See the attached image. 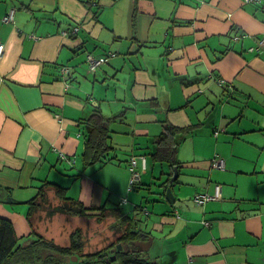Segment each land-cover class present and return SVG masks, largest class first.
I'll return each instance as SVG.
<instances>
[{"label": "crops", "instance_id": "1", "mask_svg": "<svg viewBox=\"0 0 264 264\" xmlns=\"http://www.w3.org/2000/svg\"><path fill=\"white\" fill-rule=\"evenodd\" d=\"M13 10L14 20L5 22ZM263 35L264 0H100L93 8L88 0H0V217L18 237L30 235L28 213L19 211L36 199L61 203L58 185L88 208L154 203L142 215L157 264H264V51H249ZM88 54L108 60L93 73ZM98 107L126 112L127 125L111 127L113 143L131 146L127 159L147 155L137 145L153 143L162 121L212 123L208 154L195 150L203 126L180 147L185 167L175 205L157 183L168 169L161 166L159 175L150 155L133 199L125 196L126 165L105 166L120 186L98 165L83 169L88 127L80 121ZM202 107L210 110L205 118ZM216 156L226 160L225 171L212 168ZM244 180L252 186L241 193ZM218 186L219 200L196 202Z\"/></svg>", "mask_w": 264, "mask_h": 264}, {"label": "trees", "instance_id": "2", "mask_svg": "<svg viewBox=\"0 0 264 264\" xmlns=\"http://www.w3.org/2000/svg\"><path fill=\"white\" fill-rule=\"evenodd\" d=\"M260 1L261 3L263 2V0ZM88 3L90 8H93L94 6L99 7L100 0H88ZM180 23L184 24V26L186 24H192L191 21L187 20L180 21ZM241 34L244 35V33ZM242 35H240L241 40L243 37ZM263 38L264 35L259 37L257 39L256 45L251 47L249 51L257 53L258 55L262 53L264 51V46H260V42ZM239 40L240 39L238 38L233 39L232 36V42L235 43ZM230 50L231 48H228L222 54L225 55L226 53L230 52ZM115 56L116 53H111L109 58ZM103 59H105L106 61L108 60L107 58ZM104 64L105 63H103L101 66H103ZM96 71L91 72L95 73ZM229 86L227 85L225 89L227 90ZM153 103H155L156 106L157 100L153 101ZM125 120V111L116 115H109L98 107L93 111L88 119H86L85 121H80V125H86L88 127L87 134H85L86 142L81 156L83 169H88L95 165H98L99 168L101 167L102 169H104L107 165L128 163L127 167L129 168L131 175L132 159L135 158L137 160L136 170L141 173V178L139 181L134 182L132 185L129 183V191L131 192L135 190L137 185H140L142 183L143 173L148 170L147 165L146 169L143 170V161L145 159L147 163V155H150L153 165L160 164L162 167L168 169V172L163 173L164 175H168V178L165 179V181H162L161 178H157V183H159L158 186L162 189V196L167 199V189L169 187L173 189L175 184L179 182V175L174 183L171 182L172 178L175 175V170L178 169L179 174L180 170L185 167L182 166V163L179 160L180 147L189 138L195 136V133H197V131L202 126L204 127V122L201 121L189 126L180 127L175 126L170 122L162 121L161 126L163 128V131L155 137L153 143L145 148L149 151L147 152L148 154L146 152L145 154L147 155L133 154L131 155V157L129 156L130 159L125 160L124 158L119 159L121 155H119L118 157V153L124 149L126 144L117 145L113 143V135L116 133V131L111 127L113 123L127 125V122ZM125 133L131 134V132L128 130ZM220 133L221 131L215 130L214 135L218 137ZM128 147L131 146L129 145ZM137 148L138 150H144V148H140L138 147V145ZM130 149L132 151V148ZM216 158L222 157L216 156L214 159ZM61 159L65 161H75L74 159H71L64 154H61ZM140 164H142V166H140ZM141 167L142 169H140ZM213 169L218 170L215 168ZM100 177L102 178L103 174L100 175ZM50 185L51 184H47L48 187H50ZM52 186H54L55 190L58 192L61 200L64 201V203L50 208L48 203H37L38 199L30 202V209L28 210V220L32 228V233L29 236H24L22 238L17 237L15 228L11 221L0 218V264H91L97 262L100 257H105V255H107V253H109L112 248L116 250L118 244H121L123 246L126 245V247L130 249L134 244L138 242H146L147 238H150L148 233L145 231L146 219L142 215V212H146L144 205L135 203L134 208L127 209L126 203H116L114 205H110L109 207H107V203H104L103 205H100L98 207L88 208L83 203L67 197L66 189L58 185ZM44 192L45 190L41 189L39 198L44 195ZM126 198L128 199V197ZM44 200L46 201L45 198ZM39 208L47 210V217L50 219L57 214H63L75 218L85 217L87 219H96L97 221L101 222L103 219H105V215L109 214V216L116 218L115 222L111 224V229L115 230V232L118 233V237H116V239L107 248H104L103 250L97 251L95 253L85 254V244L82 240V230L79 229L71 235L69 247H60L56 245L54 241H48L45 237L37 232L35 227H33V216H35ZM48 252L58 253L59 255H61V257L50 256L45 260L44 256ZM112 254L117 257L118 264H155L151 259L145 262L142 260H138L137 257L139 255L136 256L132 253H127V251L120 252L117 250ZM74 257L78 258L77 262L73 260Z\"/></svg>", "mask_w": 264, "mask_h": 264}, {"label": "rangeland", "instance_id": "3", "mask_svg": "<svg viewBox=\"0 0 264 264\" xmlns=\"http://www.w3.org/2000/svg\"><path fill=\"white\" fill-rule=\"evenodd\" d=\"M222 97H219V99H222ZM203 99L204 98L201 97V100H203ZM211 101L216 102V99L211 98ZM211 109L213 110L212 106H211ZM200 111H201L200 112L201 117L205 118L208 115L210 110L208 108L202 107V108H200ZM203 122H204V128L203 129L205 130V137H198L195 140V150L198 154L202 153V152H205L208 154V150L211 148V146L209 147L208 140H209V136H213V130H214V128L212 127V123H211V126L208 127V120H205ZM205 138H207V141L205 140ZM120 140H124V137L121 138ZM127 141H129V140H127ZM228 142H230V141H228ZM127 144L124 147V149L118 153V157H119V155H121V157H119V159L124 158L125 160H127V155H129L131 152L130 147H128L129 144L128 145ZM140 151L146 152V153L149 152L146 149L140 150ZM241 158H242L241 164L244 165V163H246L245 155H242ZM263 161H264V157H263ZM80 165H81V162H80ZM125 165L127 167L126 163L114 164V166H121L122 169L125 168ZM95 167H98V166H95ZM110 167L103 169V173H104L105 177L109 178L115 184L120 186L122 183V179L119 177H116L115 175L111 176L109 174L110 170L109 171L107 170V169H111ZM160 167H161V165L158 164L157 169H158L159 175L162 172L161 170H159ZM93 169H96V168H93ZM90 171H93V170H90ZM96 177H97V175H94V178H96ZM251 186L252 185L247 186V184L244 180L243 183H241V191L240 192L246 193L248 190L251 189ZM153 188H155V186ZM153 191L156 192L155 189ZM262 194H264V188L262 190L261 195ZM76 195L77 194L74 190H71L68 193V197H70V196L75 197ZM125 196H129L132 199L134 197L133 194L130 195V191H127ZM257 196H260V193L257 192ZM63 203L64 202L61 201V203H48V205L51 208V207H55L57 205H61ZM193 203H195V202H193ZM114 204H116V203H111V205H114ZM126 204H127L126 205L127 209H132L135 207V205H134L135 203H126ZM139 204L144 205V208L147 210H148V207H151L154 205V203H139ZM155 205L157 206L158 204H155ZM28 210H29V208L24 207L22 211H19V214L26 216V213H28ZM105 216H108V217H105L106 219L104 220L103 223L97 221L96 219H87L85 217L75 218V217H71V216H67V215H63V214H57L50 219L47 217V210L39 208L38 211L36 212L35 216H33V224H34L33 227H35V229H37L38 232L40 234H42L48 241H54L56 245L61 246V247H69L70 241H71V235L74 232H76L77 230L81 229L82 230V236H83L82 240L85 244V249H84L85 254L86 253H94V252H97V251L107 247L116 239V237H118V233L115 232V230L111 229V224H113L115 222L116 218L109 216V214L105 215ZM152 260H154V262L156 261V259H154V257Z\"/></svg>", "mask_w": 264, "mask_h": 264}, {"label": "built area", "instance_id": "4", "mask_svg": "<svg viewBox=\"0 0 264 264\" xmlns=\"http://www.w3.org/2000/svg\"><path fill=\"white\" fill-rule=\"evenodd\" d=\"M248 2H254V3H261L260 0H247ZM14 15H15V11L13 10L10 15L8 17H5L4 21L5 22H9V21H13L14 20ZM79 31V28H75L74 29V34H77ZM260 46H264V38L262 39V41L260 42ZM3 53V46L0 47V57L2 56ZM87 62L89 63V68L91 71H96V69L98 67H100L103 63L106 62L105 59L101 58H95L91 55H88L87 57ZM65 72H67V70H65ZM137 167V160L135 158L132 159V177H131V181L130 184L132 185L134 182L139 181L141 178V173L136 170ZM212 167L218 170H225L226 169V160L224 158H216L213 159L212 161ZM146 169V160L144 159L143 161V170ZM220 191L221 188L218 186L216 188V194L215 195H209V194H204V195H199L197 197H195L196 202H198V204L203 205L209 201H216L219 200L220 198Z\"/></svg>", "mask_w": 264, "mask_h": 264}, {"label": "flooded vegetation", "instance_id": "5", "mask_svg": "<svg viewBox=\"0 0 264 264\" xmlns=\"http://www.w3.org/2000/svg\"><path fill=\"white\" fill-rule=\"evenodd\" d=\"M73 164H75L76 163V161H71ZM179 175V174H178ZM131 177H132V174H131ZM130 181H131V179H130ZM130 183V182H129ZM106 217H108V216H106ZM1 218V217H0ZM3 219H5V218H3ZM106 219V218H105ZM105 219H103L102 221H101V223H103L104 222V220ZM37 230V229H36ZM37 232H38V230H37ZM39 233V232H38ZM40 234V233H39ZM40 235H42V234H40ZM17 236V235H16ZM29 236V235H28ZM43 236V235H42ZM18 237V236H17ZM27 237V236H26ZM44 237V236H43ZM145 237H146V235H145ZM19 238H22V237H19ZM151 239V238H150ZM149 238H147V241L146 242H138V243H136V244H134L133 245V247L132 248H130V249H128L127 247H126V245L125 246H123V245H121V244H118L117 245V248H116V250L114 249V248H112L111 249V251L109 252V253H107V255H105V257H100L99 258V260L97 261V262H95V263H91V264H118L117 263V257L114 255V254H112V253H115L117 250L118 251H120V252H123V251H127V253L129 252V253H132V254H134V255H136V256H138L137 257V259L138 260H142V261H149V259H151L150 258V252H149V249L147 248V244H148V240H150ZM109 246V245H108ZM107 246V247H108ZM61 247V246H60ZM107 247H105V248H107ZM121 247V248H120ZM104 249V248H103ZM103 249H101V250H103ZM100 251V250H99ZM95 253V252H94ZM61 257V255H59L58 253H51V252H48L47 254H45V256H44V259L46 260L48 257ZM77 258V257H76ZM115 258V259H114ZM78 259V258H77ZM152 260V259H151ZM77 262V261H76ZM155 264H157V262H154Z\"/></svg>", "mask_w": 264, "mask_h": 264}, {"label": "water", "instance_id": "6", "mask_svg": "<svg viewBox=\"0 0 264 264\" xmlns=\"http://www.w3.org/2000/svg\"><path fill=\"white\" fill-rule=\"evenodd\" d=\"M178 177V169L175 170V175L174 177L172 178L171 182L174 183V181L177 179ZM175 187V186H174ZM167 200L169 201V203H171L172 205H175L176 204V200L177 198L175 197V194H174V188L172 189L171 187H169L167 189ZM153 241V238L150 239V243L151 244ZM121 248V247H120ZM115 259V258H114ZM73 260L76 262L78 261V259L76 257L73 258Z\"/></svg>", "mask_w": 264, "mask_h": 264}]
</instances>
